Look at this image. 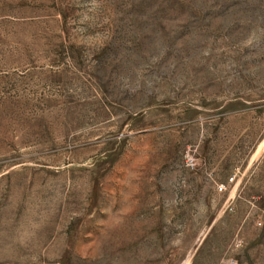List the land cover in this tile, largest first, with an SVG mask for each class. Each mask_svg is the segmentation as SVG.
I'll list each match as a JSON object with an SVG mask.
<instances>
[{
  "label": "rangeland",
  "instance_id": "374dc122",
  "mask_svg": "<svg viewBox=\"0 0 264 264\" xmlns=\"http://www.w3.org/2000/svg\"><path fill=\"white\" fill-rule=\"evenodd\" d=\"M229 259L264 264V0H0V264Z\"/></svg>",
  "mask_w": 264,
  "mask_h": 264
},
{
  "label": "built area",
  "instance_id": "2783aa9c",
  "mask_svg": "<svg viewBox=\"0 0 264 264\" xmlns=\"http://www.w3.org/2000/svg\"><path fill=\"white\" fill-rule=\"evenodd\" d=\"M219 190H223V187L220 186V187H219ZM260 223H261V222L259 221V224H260ZM226 264H237V263H236L235 260H233V259H229V260H227Z\"/></svg>",
  "mask_w": 264,
  "mask_h": 264
}]
</instances>
